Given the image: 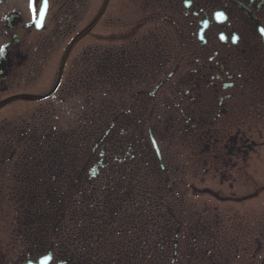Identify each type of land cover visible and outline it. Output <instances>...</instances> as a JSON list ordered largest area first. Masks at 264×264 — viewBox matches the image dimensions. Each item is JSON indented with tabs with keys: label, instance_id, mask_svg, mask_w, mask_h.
Returning a JSON list of instances; mask_svg holds the SVG:
<instances>
[{
	"label": "flooded vegetation",
	"instance_id": "af4514ba",
	"mask_svg": "<svg viewBox=\"0 0 264 264\" xmlns=\"http://www.w3.org/2000/svg\"><path fill=\"white\" fill-rule=\"evenodd\" d=\"M31 3L0 0V102L23 95L0 105V193L15 200L36 190L44 144L72 135L51 120L55 104L33 105L23 121L16 114L25 106L7 104L77 94L85 123L94 103L104 107L113 96L101 160L114 136L121 170L129 156L131 173L154 161L181 178L193 166L201 198L193 234L210 245L198 263L264 264V0H48L39 28L43 0H35V17ZM30 81L48 88L29 94ZM14 202L20 224L23 205ZM193 220L184 217L185 230ZM28 248L12 264L48 253L49 264H63L54 252ZM10 262L0 252V264Z\"/></svg>",
	"mask_w": 264,
	"mask_h": 264
},
{
	"label": "trees",
	"instance_id": "16d2710c",
	"mask_svg": "<svg viewBox=\"0 0 264 264\" xmlns=\"http://www.w3.org/2000/svg\"><path fill=\"white\" fill-rule=\"evenodd\" d=\"M104 99L78 132L41 149L36 190L25 193L20 218L25 244L54 252L63 264H182L184 217L194 219L195 212L184 215L179 176L161 173L154 161L131 173L130 156L121 170L114 136L111 155L101 160L98 142L115 98ZM198 260L193 252L187 264Z\"/></svg>",
	"mask_w": 264,
	"mask_h": 264
},
{
	"label": "rangeland",
	"instance_id": "374dc122",
	"mask_svg": "<svg viewBox=\"0 0 264 264\" xmlns=\"http://www.w3.org/2000/svg\"><path fill=\"white\" fill-rule=\"evenodd\" d=\"M29 83H31V86H26L23 89L29 94L41 92L40 89L43 90L48 88V86H43V85L39 86V83L33 85V83H36L34 81H30ZM83 101H84L83 97L78 96L77 94H74L70 97H64V99H61L60 97L54 95L52 98L42 103L33 102L28 98H23L21 100H15V101L13 100L6 106L8 105H12L11 107L17 105L25 106V110L17 112L16 114L17 121L19 120L23 121L34 116V113L31 112L32 110L31 108L33 105L35 106V104H43V105L55 104V106L57 107H56V111L50 113L51 120L53 121V123H55L58 126L62 134H65L66 132L69 134L70 133L73 134L74 132H78L83 116L85 115L82 111ZM61 140L65 141V138L63 137V139ZM194 173L195 171L193 166L186 165V175L185 177L179 178L181 179V182L180 184H178V191H181V193H183L180 195V197H182L180 199V202L182 203L181 204L182 208L187 211L185 214L187 215V217L190 216L189 215L190 210L197 212V210L200 209L199 203L196 202H199L201 198L197 195V193H194L195 191L194 189L196 185L199 184V182L196 180V176L194 175ZM52 176L53 175L51 172L48 173V176L46 175L47 180L52 181L51 180ZM26 196L27 194H24V196H19V197L17 196L15 200H17L19 204L25 205ZM15 200L10 193H3V194L0 193V203L4 207V208H0V250H2L0 252H3L4 254L7 255V259L11 260L10 264L17 263L18 259L20 257L22 258V255L29 249L28 245L25 244L24 237L22 236L23 234L22 233L19 234L18 232V230L21 229V223L19 224V220L16 219L15 206H14ZM20 221L23 223L22 220ZM196 224H197L196 221L191 225L186 224L185 232L187 234H185L183 236V239L181 240L182 251L179 252V256H180V260L182 261V264H187L188 257L193 252H199V249L201 250V252L204 251L206 248L210 249V245L206 244V240L209 239L208 237L201 238L200 240H198L199 245L197 244V241L193 234L197 226ZM28 225L30 224L28 223ZM233 232H234V236H236L237 234L240 235L238 230L236 229Z\"/></svg>",
	"mask_w": 264,
	"mask_h": 264
},
{
	"label": "water",
	"instance_id": "95a60500",
	"mask_svg": "<svg viewBox=\"0 0 264 264\" xmlns=\"http://www.w3.org/2000/svg\"><path fill=\"white\" fill-rule=\"evenodd\" d=\"M44 17H45V10H44V15H43L42 17H41V15L39 16V21H38V22H39V25L37 26L38 28L40 27V25H41L40 23H42ZM98 17H99V16H97V17L91 22V24H90L89 27H91V26L94 24V22L98 19ZM38 22H37V24H38ZM89 27H88V28H89ZM88 28H86L84 31L80 32V33L74 38V40L72 41V43L69 45V47H68V49H67V52H66V54H65V57H64V59H63L62 65H61L60 74H59V80H58V81H60L61 74H62V72H63V69H64V66H65L66 60H67L68 55H69V53H70V51H71V49H72V46L74 45V42H75V41L78 39V37H79L81 34H83ZM55 88H56V86H55ZM55 88H54V89H55ZM54 89H53L51 92H49L48 94H46V95H42V96H40V95H29V97H32V98H45V97H47L48 95H50V94L54 91ZM21 96H23V95L9 97V98L3 100L2 102H0V105L6 103V102H8V101H10V100H12V99H14V98H16V97H21ZM154 145H155L156 149L158 150V148H157L155 142H154ZM158 153H159V152H158ZM45 256H50V257H51V253H48V254H46V255L40 257V258L38 259L37 262L28 261V262L25 263V264H43V259H44ZM49 262H50V260L48 261V264H49Z\"/></svg>",
	"mask_w": 264,
	"mask_h": 264
},
{
	"label": "snow or ice",
	"instance_id": "6c2138e0",
	"mask_svg": "<svg viewBox=\"0 0 264 264\" xmlns=\"http://www.w3.org/2000/svg\"><path fill=\"white\" fill-rule=\"evenodd\" d=\"M188 2L190 3V0H188ZM30 7H32V10H33V14H34V17H35V12H36V7H35V0H32V3L30 4ZM48 7V0H43V9L41 10V17L44 15V10H46ZM217 17L221 20H225L227 19V17L225 16L224 13L220 12V13H217ZM39 23V22H38ZM260 32L261 34H264V28H261L260 29ZM224 38V37H222ZM239 39V37H233L232 40H233V43L237 42ZM4 52V49L3 48H0V55H2ZM51 259L50 256H45L44 259H43V264H48V261Z\"/></svg>",
	"mask_w": 264,
	"mask_h": 264
}]
</instances>
